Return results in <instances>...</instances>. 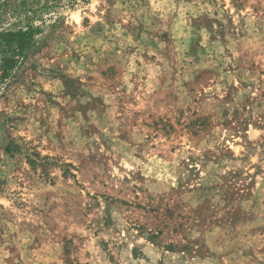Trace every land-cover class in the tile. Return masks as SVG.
Here are the masks:
<instances>
[{
    "label": "rangeland",
    "instance_id": "rangeland-1",
    "mask_svg": "<svg viewBox=\"0 0 264 264\" xmlns=\"http://www.w3.org/2000/svg\"><path fill=\"white\" fill-rule=\"evenodd\" d=\"M20 30L0 264H264V0H0Z\"/></svg>",
    "mask_w": 264,
    "mask_h": 264
},
{
    "label": "trees",
    "instance_id": "trees-1",
    "mask_svg": "<svg viewBox=\"0 0 264 264\" xmlns=\"http://www.w3.org/2000/svg\"><path fill=\"white\" fill-rule=\"evenodd\" d=\"M30 41L28 32L22 30L18 32H0V72L1 80H5L10 72L8 65V53L16 52V55L22 54L27 49V44ZM15 54V53H14ZM14 62V61H13Z\"/></svg>",
    "mask_w": 264,
    "mask_h": 264
}]
</instances>
